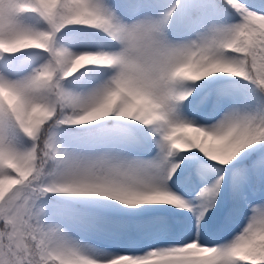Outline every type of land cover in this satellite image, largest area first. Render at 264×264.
Here are the masks:
<instances>
[{
  "label": "snow or ice",
  "instance_id": "snow-or-ice-1",
  "mask_svg": "<svg viewBox=\"0 0 264 264\" xmlns=\"http://www.w3.org/2000/svg\"><path fill=\"white\" fill-rule=\"evenodd\" d=\"M0 264H264V0H0Z\"/></svg>",
  "mask_w": 264,
  "mask_h": 264
}]
</instances>
